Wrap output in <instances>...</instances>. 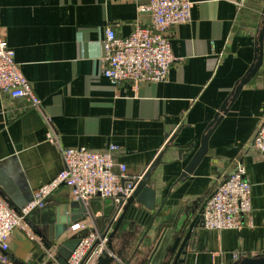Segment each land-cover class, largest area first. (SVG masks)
I'll list each match as a JSON object with an SVG mask.
<instances>
[{
  "label": "crops",
  "instance_id": "0c3cea01",
  "mask_svg": "<svg viewBox=\"0 0 264 264\" xmlns=\"http://www.w3.org/2000/svg\"><path fill=\"white\" fill-rule=\"evenodd\" d=\"M191 1L190 21L171 28L176 61L168 79L115 84L103 74L106 29L127 36L138 19L149 24V14L140 11L148 0H0L4 38L42 100L38 109L0 94V180L10 207L64 168L60 148L47 140L52 125L66 147L101 151L117 145L116 161L127 166L129 178L143 175L161 155L150 181L156 208L124 219L112 238L114 264H172L177 251L168 254L169 248L185 238L237 163L252 183L250 222L206 230L200 220L177 264H232L264 255V157L252 146L264 118V61L214 129L203 160L182 178L206 127L254 62L264 0H248L246 8L245 0ZM73 203L76 221L92 222L78 231L84 235L100 231L114 205L100 197L76 201L61 186L40 211L70 212ZM69 226L65 236L72 235ZM9 243L14 264H34L47 254L41 238L32 240L20 228Z\"/></svg>",
  "mask_w": 264,
  "mask_h": 264
},
{
  "label": "built area",
  "instance_id": "2783aa9c",
  "mask_svg": "<svg viewBox=\"0 0 264 264\" xmlns=\"http://www.w3.org/2000/svg\"><path fill=\"white\" fill-rule=\"evenodd\" d=\"M191 10V0H148L140 6V11L149 14V24L138 19L127 36H119L113 28H107L103 40V74L115 84L166 81L176 61L170 44L171 28L190 21ZM0 94L24 98L31 106L41 107V98L22 73L14 49L4 38L1 22ZM47 140L60 148L64 168L53 179L36 188L30 202L19 210L10 207L0 196V264H14L8 250L10 236L15 229H23L30 239L40 240L25 219L33 211L44 208L50 195L61 186H67L76 201L88 202L100 197L118 202L133 193L142 177L127 176V166L116 161L115 144L101 151L66 147L61 144L60 135L52 125L47 132ZM252 146L264 157V118L254 135ZM251 214L252 183L243 164L237 163L204 203L202 225L206 230L237 229L250 222ZM90 226V220L76 221L69 226V232L74 234ZM99 239L98 231H89L67 263L94 264L101 252L107 250V237L100 239L96 245ZM47 259L52 264H60L55 250L47 251Z\"/></svg>",
  "mask_w": 264,
  "mask_h": 264
},
{
  "label": "water",
  "instance_id": "95a60500",
  "mask_svg": "<svg viewBox=\"0 0 264 264\" xmlns=\"http://www.w3.org/2000/svg\"><path fill=\"white\" fill-rule=\"evenodd\" d=\"M257 47L255 49L256 55L254 62L246 72V74L237 82L235 88L233 89L231 95L226 98L223 102L220 110L216 113L213 120L208 124L205 129V132L201 138V144L198 150L194 153L190 161L185 167V170L182 172V178L187 177L189 174H192L200 162L203 160L208 151V142L211 134L213 133L216 126L222 120L223 116L228 112L231 104L238 97L243 86L246 85L251 79L257 74L260 70L263 61H264V20L261 29L259 30L257 38ZM161 155L158 156L157 160L148 168V170L142 175L139 179L133 193L127 198H121L118 202H113V209L111 215L108 218H105L103 221L102 228L99 232L100 239L107 237V250H103L101 254L97 257L94 264H114L116 261V256L114 255V247L112 245V238L120 229L122 222L128 216L130 217L135 215L147 214V211H152L156 208V190L151 187V175L160 159ZM0 195L1 197L9 202L11 205L13 202L10 200L9 192L6 187V182L0 180ZM32 197L28 198L23 203H20L18 207L14 208L16 210L21 209L27 205ZM11 201V202H10ZM73 203L71 205L70 212L67 208L61 212L57 210L53 215L45 214V211H40L41 209L33 211L25 219L27 224L32 225L33 231L40 237L47 251L55 250L56 259L60 264H68L67 260L76 249L77 245L80 243L84 234L74 233L70 236H65L68 226L72 221L77 220L76 213L73 208L76 206ZM84 209V208H83ZM202 216H197L195 220L189 226V230L185 238L181 241L180 237H177L173 245L169 248L168 254H174L177 251L176 256L172 264H177L182 262L181 256L186 254L187 247L189 246L190 239L193 235V230L199 225ZM115 223V226L109 234L110 227ZM100 239L96 241V245L100 243ZM110 251L111 254L108 252ZM47 256L46 252L41 255L39 260L34 264H40L44 261V258ZM47 264H52V261L49 260ZM232 264H264V255L257 257H248L244 256L240 260L235 261Z\"/></svg>",
  "mask_w": 264,
  "mask_h": 264
},
{
  "label": "rangeland",
  "instance_id": "374dc122",
  "mask_svg": "<svg viewBox=\"0 0 264 264\" xmlns=\"http://www.w3.org/2000/svg\"><path fill=\"white\" fill-rule=\"evenodd\" d=\"M248 4H250V2H248V0H245V3H244L243 8L248 7ZM242 11H243V10H242ZM263 19H264V15L262 16V18H261V20H260L261 23L263 22Z\"/></svg>",
  "mask_w": 264,
  "mask_h": 264
}]
</instances>
